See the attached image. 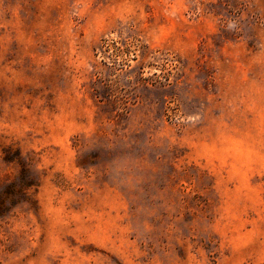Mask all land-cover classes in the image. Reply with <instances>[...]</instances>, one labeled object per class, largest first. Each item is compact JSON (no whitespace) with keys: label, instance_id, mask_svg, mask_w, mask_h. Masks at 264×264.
<instances>
[{"label":"rangeland","instance_id":"374dc122","mask_svg":"<svg viewBox=\"0 0 264 264\" xmlns=\"http://www.w3.org/2000/svg\"><path fill=\"white\" fill-rule=\"evenodd\" d=\"M0 264H264V0H0Z\"/></svg>","mask_w":264,"mask_h":264}]
</instances>
